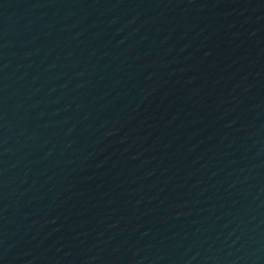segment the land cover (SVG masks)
I'll use <instances>...</instances> for the list:
<instances>
[{
    "label": "water",
    "instance_id": "95a60500",
    "mask_svg": "<svg viewBox=\"0 0 264 264\" xmlns=\"http://www.w3.org/2000/svg\"><path fill=\"white\" fill-rule=\"evenodd\" d=\"M0 264H264V0H0Z\"/></svg>",
    "mask_w": 264,
    "mask_h": 264
}]
</instances>
